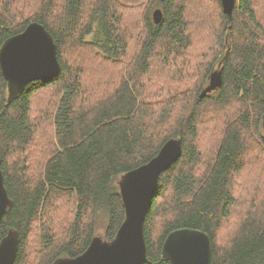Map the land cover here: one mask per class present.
<instances>
[{
	"label": "trees",
	"instance_id": "trees-1",
	"mask_svg": "<svg viewBox=\"0 0 264 264\" xmlns=\"http://www.w3.org/2000/svg\"><path fill=\"white\" fill-rule=\"evenodd\" d=\"M32 22L53 36L62 73L9 102L0 69V157L13 201L0 241L19 234L15 264L76 258L103 221L112 241L126 219L120 180L174 138L183 153L147 216V264H170L163 246L182 228L210 235L212 264H264V198L244 189L264 170V150L260 167L246 160L264 148V0H236L232 16L221 0H0V49ZM215 74L221 86L200 99ZM32 157L44 159L39 174Z\"/></svg>",
	"mask_w": 264,
	"mask_h": 264
},
{
	"label": "water",
	"instance_id": "water-1",
	"mask_svg": "<svg viewBox=\"0 0 264 264\" xmlns=\"http://www.w3.org/2000/svg\"><path fill=\"white\" fill-rule=\"evenodd\" d=\"M224 12L232 16L236 0H221ZM155 24L163 21V11L153 14ZM0 69L8 84V101L17 99L34 82L52 81L62 73L58 49L51 33L38 22L7 39L0 50ZM221 86L215 74L207 91ZM183 144L179 139L169 140L150 162L126 173L119 182L126 219L112 241L96 237L89 248L76 258H60L54 264H147L145 223L159 190L162 174L181 158ZM13 201L5 186L0 157V225ZM20 237L10 231L0 241V264H15ZM212 240L208 233L190 228L177 229L165 240L162 258L170 264H212Z\"/></svg>",
	"mask_w": 264,
	"mask_h": 264
},
{
	"label": "rangeland",
	"instance_id": "rangeland-1",
	"mask_svg": "<svg viewBox=\"0 0 264 264\" xmlns=\"http://www.w3.org/2000/svg\"><path fill=\"white\" fill-rule=\"evenodd\" d=\"M33 11H35V9H33ZM211 143H212V140H209L207 142V145H205V148H207V149L210 148ZM263 150H264V148L262 147V145H259L257 148L252 147L251 151L249 152L246 160L248 162H251L250 168L252 170H254V169H256L262 165L263 156H262V154H258V152H261ZM45 153L50 154L51 151L49 149H46ZM252 155H253V157H252ZM43 162H44V159L40 160V159H36L33 157L31 158V163H33L32 169L34 170L35 173H38L41 171V167H42ZM250 168L248 167L246 169L244 176H241V177L237 176L235 188H237V186L239 184V180H240V182H242V181H244V177L247 178V172L250 171ZM263 182H264V170H260L255 174L254 183L253 184L251 182H249L247 184L245 183L244 189H247L249 186H252L251 189H252V193H253L255 200L256 201L262 200L264 198V186L262 185ZM244 200H245V197L239 196V204H244V202H245ZM106 227L107 226L103 221L102 223H100L98 225V228H97L98 237H100L104 240H105ZM234 229L235 228H231L230 226H227V227H224L222 229V231L220 230L218 233V239L220 240V243H225ZM34 236L37 237L36 234ZM40 254H41V252H40ZM39 261L40 260L38 259V255L36 257L30 256L24 261L23 264H38Z\"/></svg>",
	"mask_w": 264,
	"mask_h": 264
},
{
	"label": "bare ground",
	"instance_id": "bare-ground-1",
	"mask_svg": "<svg viewBox=\"0 0 264 264\" xmlns=\"http://www.w3.org/2000/svg\"><path fill=\"white\" fill-rule=\"evenodd\" d=\"M39 23V22H38ZM147 164V163H146ZM145 165V164H144ZM89 248V247H88Z\"/></svg>",
	"mask_w": 264,
	"mask_h": 264
},
{
	"label": "flooded vegetation",
	"instance_id": "flooded-vegetation-1",
	"mask_svg": "<svg viewBox=\"0 0 264 264\" xmlns=\"http://www.w3.org/2000/svg\"><path fill=\"white\" fill-rule=\"evenodd\" d=\"M2 48V47H1ZM1 50V49H0Z\"/></svg>",
	"mask_w": 264,
	"mask_h": 264
}]
</instances>
